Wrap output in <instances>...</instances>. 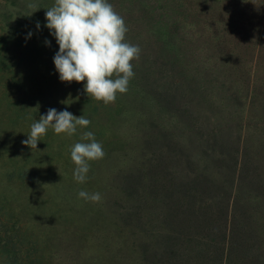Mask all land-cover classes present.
Wrapping results in <instances>:
<instances>
[{
    "label": "trees",
    "instance_id": "1",
    "mask_svg": "<svg viewBox=\"0 0 264 264\" xmlns=\"http://www.w3.org/2000/svg\"><path fill=\"white\" fill-rule=\"evenodd\" d=\"M108 2L125 21L126 41L141 49L131 61L135 75L125 94L155 113L132 107L119 93L117 109L136 115L130 140L135 135L136 152L145 151L156 163L150 164L147 187L166 197L161 210L144 212L139 222L155 227L157 236L140 255L150 254L153 264H264V80L251 79V54L260 47L264 60V36L237 26L245 17L239 13L242 0ZM20 4H11L14 10L28 7L16 27L50 42L54 57L59 46L45 26L54 0ZM8 39L0 36V52ZM161 169L169 176L162 186L153 183ZM8 171L9 179L21 177L25 166ZM120 183L129 211L137 186L128 178ZM122 214L115 215L117 222Z\"/></svg>",
    "mask_w": 264,
    "mask_h": 264
},
{
    "label": "rangeland",
    "instance_id": "2",
    "mask_svg": "<svg viewBox=\"0 0 264 264\" xmlns=\"http://www.w3.org/2000/svg\"><path fill=\"white\" fill-rule=\"evenodd\" d=\"M242 1L239 13L245 17L237 26L264 36V0ZM12 2L0 0V36H12L13 40L8 39V46L0 52L4 57L0 59V264H153L150 254L141 256L139 251L142 247L152 249L157 240L155 227L139 226V222L144 212L161 210L160 202L166 197L162 190L156 196L147 187L152 180L146 182L150 164L156 163L145 151L136 152L135 135L130 140L136 115L126 117L117 109L121 95H117L116 103L102 102V106L83 91L84 82H61L49 44L37 33L16 27L28 7L14 10ZM204 23L200 21L201 29ZM259 48L251 54L253 82V75L264 80ZM199 56L198 60H204V55ZM124 95L132 107L155 113L133 94ZM49 108L83 115L91 123L87 128L78 126L72 136L57 135L49 128L37 149H31L22 141ZM85 131L94 133L106 155L89 162L86 181L78 183L73 176L76 165L71 161V148L77 142H88L81 140ZM16 165L25 166V172L9 179L8 170ZM158 172L153 183L162 186L169 176L162 169ZM123 178L133 179L137 186L133 191L136 203L129 211L128 200L122 203ZM80 191L99 193L101 200L81 198ZM156 198L160 207L152 209L157 206ZM142 205L146 209H140ZM119 212L123 213L121 222L115 218Z\"/></svg>",
    "mask_w": 264,
    "mask_h": 264
},
{
    "label": "clouds",
    "instance_id": "3",
    "mask_svg": "<svg viewBox=\"0 0 264 264\" xmlns=\"http://www.w3.org/2000/svg\"><path fill=\"white\" fill-rule=\"evenodd\" d=\"M46 21L45 26L59 46L53 62L61 82H84L87 96L105 105L114 103L118 93H127L135 75L131 61L139 58L141 49L126 41L125 21L108 0H54L46 11ZM90 123L83 115L77 117L67 110L49 108L31 125L30 134L22 143L37 149L49 128L57 135L72 136L78 126L87 128ZM81 140L88 142H77L71 148V161L76 165L73 176L78 183L86 181L89 162L106 155L93 132H83ZM79 197L101 200L99 193L89 195L85 191H80Z\"/></svg>",
    "mask_w": 264,
    "mask_h": 264
}]
</instances>
